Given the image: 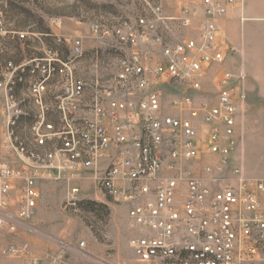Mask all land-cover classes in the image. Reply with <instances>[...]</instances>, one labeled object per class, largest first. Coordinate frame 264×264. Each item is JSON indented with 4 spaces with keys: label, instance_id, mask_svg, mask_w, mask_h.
Returning a JSON list of instances; mask_svg holds the SVG:
<instances>
[{
    "label": "built area",
    "instance_id": "built-area-1",
    "mask_svg": "<svg viewBox=\"0 0 264 264\" xmlns=\"http://www.w3.org/2000/svg\"><path fill=\"white\" fill-rule=\"evenodd\" d=\"M138 1L143 13L93 26L97 38L111 41L109 55L69 38L63 41L68 53L47 48L18 66L3 61L8 31L0 16V236L13 239L2 255L39 264L31 244L17 238L21 231L38 233L29 223L39 211L41 181L67 184L66 208L80 215L83 183L90 180L128 207L129 244L139 263L261 260L264 179L233 164L243 142L238 124L247 75L223 73L214 105L197 104L193 96L210 66L240 53L220 39L219 21L246 0H202L197 8L182 7L178 19L164 14L160 0ZM174 20L196 36L165 40L159 27ZM85 64L92 79L81 72ZM25 74L26 100L16 96ZM163 87L180 91L170 100L174 113L165 110ZM26 106L34 114L23 135ZM85 250L84 241L78 248L62 243L52 262L70 264L68 256Z\"/></svg>",
    "mask_w": 264,
    "mask_h": 264
},
{
    "label": "rangeland",
    "instance_id": "rangeland-1",
    "mask_svg": "<svg viewBox=\"0 0 264 264\" xmlns=\"http://www.w3.org/2000/svg\"><path fill=\"white\" fill-rule=\"evenodd\" d=\"M197 1L160 0L164 14L168 17L166 12H171L169 15L177 19L182 7H199ZM0 8L8 33L26 30V39L43 38L49 43L58 38H79L85 46H94L91 50L99 49L106 55L110 54L112 43L97 38L93 26H109L120 18L143 13L138 0H0ZM171 22L168 26L159 27V34L168 42L177 43L186 37L196 36L195 31L183 28L179 21ZM219 27L220 39L238 45L241 51L223 64L210 66L202 82V91L193 93V96L197 104L208 102L214 105L223 73L228 70L246 73L248 104L238 124L243 142L233 164L241 162L247 175L264 179V0H249L243 9L220 20ZM30 42L28 44L36 47V43ZM108 71L112 72L113 67ZM81 72L92 79L88 66H83ZM161 89L166 112L174 113L170 100L180 96V91L170 87ZM39 187L41 206L36 218L29 223L38 233L21 231L17 238L19 242L31 244L32 255L39 264H54L52 258L58 252V245L66 243L78 248L83 241L86 250L75 251L68 256L70 264H142L130 248L133 232L129 226L127 206L97 191L89 180L83 183L81 192L82 212L75 215L66 208L67 184L44 180ZM11 240L6 235L0 236V264H23L21 258L2 255L1 250ZM260 259L251 264H264V250Z\"/></svg>",
    "mask_w": 264,
    "mask_h": 264
},
{
    "label": "crops",
    "instance_id": "crops-1",
    "mask_svg": "<svg viewBox=\"0 0 264 264\" xmlns=\"http://www.w3.org/2000/svg\"><path fill=\"white\" fill-rule=\"evenodd\" d=\"M202 0H198L197 3H201ZM248 3L249 0H246ZM246 5V4H245ZM168 14L169 18H175L169 13L171 12H166ZM176 14V13H172ZM178 14V13H177ZM169 24H172V22H169ZM28 33L26 30H14L8 33L6 36L3 37V45H4V52H3V61L4 63L12 61L15 65H27L29 64L32 60L41 58L44 56L45 51L47 48H60L64 53H68V49L66 48L65 43L63 42L64 39H69V38H63V39H56L52 43H49L47 40L43 38H37L33 39L31 41L30 38H27ZM42 37V36H41ZM34 42L36 43V47H32L31 44H28L29 42ZM30 42V43H31ZM85 51H91L94 46H91L88 44L83 45ZM34 49V51H32ZM86 67L88 66L89 69H91L90 65L85 64ZM25 79L27 82L24 84H18L16 87V96L20 99H27L28 93H29V74H25ZM0 97H2V93H0ZM246 103V107H247ZM27 115L22 119L21 123V129H22V134L26 135V129L30 125L32 121V117L34 114V110L28 106L25 107ZM51 121H55L54 118L50 119ZM44 181V180H43ZM42 202V201H41ZM40 202V206H41Z\"/></svg>",
    "mask_w": 264,
    "mask_h": 264
}]
</instances>
